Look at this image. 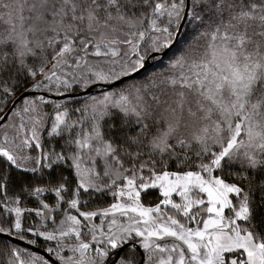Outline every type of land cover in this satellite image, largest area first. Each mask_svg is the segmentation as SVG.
Masks as SVG:
<instances>
[{"label": "snow or ice", "instance_id": "obj_1", "mask_svg": "<svg viewBox=\"0 0 264 264\" xmlns=\"http://www.w3.org/2000/svg\"><path fill=\"white\" fill-rule=\"evenodd\" d=\"M0 264H264V0H0Z\"/></svg>", "mask_w": 264, "mask_h": 264}]
</instances>
